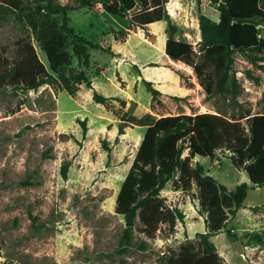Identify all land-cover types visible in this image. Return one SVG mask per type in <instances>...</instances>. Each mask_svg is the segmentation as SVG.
I'll list each match as a JSON object with an SVG mask.
<instances>
[{
    "label": "rangeland",
    "instance_id": "rangeland-1",
    "mask_svg": "<svg viewBox=\"0 0 264 264\" xmlns=\"http://www.w3.org/2000/svg\"><path fill=\"white\" fill-rule=\"evenodd\" d=\"M56 2L78 6L71 0ZM36 4L37 0H25L24 14ZM166 7L171 21L179 26L177 38L188 40L196 50L201 41L215 36L219 11L211 0H168ZM18 13L0 3V52L12 58L18 41L30 39L47 64L46 53ZM66 15L69 25L85 37L100 44H116L119 56L91 49L94 88L81 85L75 96L50 85L30 91L12 86L0 89V264H160L181 244L199 241L197 234L207 231L206 216L199 212L196 185L191 191H182L169 183L162 195L185 213L176 232L169 233L163 225L155 238H148L135 227L129 240L125 239L126 223L115 211L116 198L147 127L130 122L119 135L121 118L208 111L233 119L248 111L264 113V62L259 63L263 64L260 68L244 53H235L233 74L240 84L237 101L231 94L207 99L191 66L169 65L189 88L190 93L183 95L169 76L155 69L158 66H150L168 65L163 57L168 21L141 28L131 24L130 16L104 12L102 4L68 10ZM62 18L59 15L57 20ZM122 29L129 34L116 40L112 31ZM80 66L75 58L66 72L75 73ZM157 74L165 78L159 82ZM145 79L162 90L157 100ZM94 89L108 97L123 98L126 105L112 101L107 108L94 101ZM86 118L84 136L78 120ZM242 121L246 123V118ZM104 139L112 148L110 152L102 147ZM230 155L229 150L221 149L215 159L198 155L194 161L235 190L245 170L237 168ZM67 160L71 166L68 179H64L60 169ZM257 206L259 211L253 209ZM211 240L228 264H264V186H249L243 207Z\"/></svg>",
    "mask_w": 264,
    "mask_h": 264
},
{
    "label": "trees",
    "instance_id": "trees-1",
    "mask_svg": "<svg viewBox=\"0 0 264 264\" xmlns=\"http://www.w3.org/2000/svg\"><path fill=\"white\" fill-rule=\"evenodd\" d=\"M71 1L78 2V6L56 0H37L34 8L24 14L25 0H0L1 4L19 11V18L32 29L34 39L48 59L46 64L39 57L33 41L20 39L12 58L0 52V89L12 86L30 91L50 85L73 96L81 85L93 89L90 50L99 48L113 57L119 56V50L116 44H100L74 30L66 12L75 8H95L99 4L104 12L123 18L130 16L131 24L141 28L153 22L168 21L165 52L173 60L193 68L207 99L216 94H231V99L237 101L240 84L233 74L236 52L244 53L253 65L263 67L259 63L264 62V0H211L218 5V26L215 36L201 41L198 50L188 40L177 38L179 26L170 19L166 7L168 0ZM134 9L136 11L131 14ZM59 15L63 17L61 21L57 20ZM112 34L120 40L125 39L129 31L114 30ZM75 58L79 60L80 69L67 73L66 69ZM181 77L192 84L183 74ZM144 83L153 100H157L161 90L150 80L145 79ZM93 99L107 108L112 101L126 105L125 99L105 96L96 89ZM245 118L246 123L242 121ZM121 120L119 135L125 133L130 122L147 127L116 198L115 211L126 223L125 239L129 240L135 227L148 238H155L163 225L169 233L176 232L178 222L185 220V213L179 207H172L162 191L169 183L174 190L182 191H191L196 185L199 212L206 216L207 231L197 234V243L181 244L177 252H171L160 264H228L211 237L225 230L230 216L243 207L249 184L241 183L230 190L210 175L200 161L194 160L198 155L215 159L218 150H229L233 164L248 173L252 185L264 186V113L248 111L233 119L208 111L160 117L146 113L140 118L131 115ZM87 121V118L78 120L84 136L88 131ZM102 147L108 152L112 149L107 139L102 141ZM45 157L53 156L45 154ZM70 166L69 160L61 165L64 179H68ZM253 209L259 211L260 207Z\"/></svg>",
    "mask_w": 264,
    "mask_h": 264
},
{
    "label": "crops",
    "instance_id": "crops-1",
    "mask_svg": "<svg viewBox=\"0 0 264 264\" xmlns=\"http://www.w3.org/2000/svg\"><path fill=\"white\" fill-rule=\"evenodd\" d=\"M164 44H165V40H164V43H163V46H164ZM166 46V45H165ZM163 52L165 53V55H167L166 54V52H165V49L163 50ZM165 59H166V61H167V63H168V65H161V66H165L166 68H164V69H166V70H168L169 69V74L167 75V76H169L170 77V81H172L173 83H175V86H177L178 88H180V89H182V91H183V95H188L190 92H188L189 91V88H187V87H185V86H183L182 84H181V78H180V76L177 74V73H175L174 71H173V69H171L170 67H169V65H177V66H179V64L180 65H183L184 63L183 62H181V61H176L175 60V62H172L171 60H170V56L168 55L167 57H170V58H167L166 56H163ZM172 59V58H171ZM173 60V59H172ZM174 61V60H173ZM157 62V61H156ZM179 63V64H178ZM181 63H183V64H181ZM193 71V70H192ZM159 78H163V76L161 77H159ZM196 83L198 84V82L196 81ZM159 85H161L160 83H158ZM199 85V84H198ZM199 86H201V85H199ZM162 91V90H161ZM164 91V90H163ZM168 91V93H171V92H169L170 90H167ZM204 112H206V111H204ZM206 170H207V168H206ZM207 172H209L208 170H207ZM248 184H249V186L252 184L251 182H248Z\"/></svg>",
    "mask_w": 264,
    "mask_h": 264
},
{
    "label": "bare ground",
    "instance_id": "bare-ground-1",
    "mask_svg": "<svg viewBox=\"0 0 264 264\" xmlns=\"http://www.w3.org/2000/svg\"><path fill=\"white\" fill-rule=\"evenodd\" d=\"M163 55H164V56H168V55H165V53H164ZM168 58H170V57H168ZM170 60H171L172 62H175V61H173L171 58H170ZM178 64H179V63H178ZM181 64H182V63H181ZM179 65H180V64H179ZM149 68H150V67H149ZM164 68H165V67H164ZM164 68H163V66H162V67H159V66H158V67H155V69H157V70H158V69L161 70V71H160V72H161V73H160L161 75H163V76H167V75L170 73V72H169V69L166 70V69H164ZM157 75H158V74H157ZM161 75H160V76H161ZM160 76H159V75H158V76H155L156 78H158V81H159V82L162 81V80H160V78H159ZM163 78H165V77H163Z\"/></svg>",
    "mask_w": 264,
    "mask_h": 264
},
{
    "label": "water",
    "instance_id": "water-1",
    "mask_svg": "<svg viewBox=\"0 0 264 264\" xmlns=\"http://www.w3.org/2000/svg\"><path fill=\"white\" fill-rule=\"evenodd\" d=\"M251 182V178L246 171L242 172L241 183Z\"/></svg>",
    "mask_w": 264,
    "mask_h": 264
}]
</instances>
